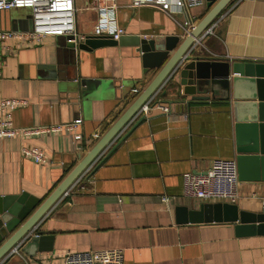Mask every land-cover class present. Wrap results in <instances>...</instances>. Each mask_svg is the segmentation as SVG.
<instances>
[{
  "label": "crops",
  "instance_id": "crops-1",
  "mask_svg": "<svg viewBox=\"0 0 264 264\" xmlns=\"http://www.w3.org/2000/svg\"><path fill=\"white\" fill-rule=\"evenodd\" d=\"M117 3L124 29L117 46L72 57L56 37L38 45L8 41L12 51L0 45V102L28 101L14 112L16 127L83 121L79 140L75 132L0 139V198L25 194L33 203L40 200L37 210L156 78L186 38L185 23L198 25L212 9L206 3L169 15L151 6L133 7L130 0ZM29 14L0 13V31ZM92 31L93 24L79 30L85 36ZM169 36L180 37V44L160 69L146 72L141 42ZM191 55L264 61V0H234ZM188 63L148 101L153 111L139 113L124 131L132 129L129 135L104 153L37 225L34 235L48 237L45 245L52 250L31 256L23 252L24 243L2 264H64L67 252L103 249L123 250L124 264H264V235L238 236L236 223H176L179 206L199 209L222 202L185 198L184 175L207 173L215 159L237 161L238 156L232 107L218 97L195 101L194 80L184 70ZM81 82L92 84L77 102L71 92L81 91ZM23 148L41 149L47 163L36 164ZM238 192L240 210L264 212V182L240 180Z\"/></svg>",
  "mask_w": 264,
  "mask_h": 264
},
{
  "label": "water",
  "instance_id": "water-1",
  "mask_svg": "<svg viewBox=\"0 0 264 264\" xmlns=\"http://www.w3.org/2000/svg\"><path fill=\"white\" fill-rule=\"evenodd\" d=\"M211 11L189 31L184 41L181 38L169 36L164 41L154 39L141 42L143 64L148 70L160 69L156 78L135 99L133 104L98 141L92 150L81 160L66 179L54 190L42 205L36 210L40 200H29L23 194L19 197L0 198V264L13 251L24 243L23 252L33 255L36 250L51 251L46 246L48 237L34 235L35 229L47 213L70 190V188L85 174L109 149L110 152L129 135L132 129L124 134L131 122L140 113L142 107L154 97L166 80L185 62L184 70L187 77L194 80L196 87L195 101H208L217 97L232 107L237 130V163L239 177L242 181L264 182V61L205 58L192 56L200 38L207 32L223 11L234 0H206ZM9 11H0V13ZM8 32H32L33 20L31 14L25 20L14 19ZM63 39L65 52L74 57L78 51H92L102 46H117L108 36L86 35L85 39L73 42V37L57 36ZM231 73L235 77H231ZM74 81V80H73ZM91 82H81L82 90L71 92L72 99L77 102L87 96ZM146 117L143 115L136 126ZM133 126V127H134ZM124 134V135H123ZM176 223H236L238 236L264 235V212L252 213L240 210L238 205L227 202L203 203L199 209H189L186 206L176 208Z\"/></svg>",
  "mask_w": 264,
  "mask_h": 264
},
{
  "label": "built area",
  "instance_id": "built-area-1",
  "mask_svg": "<svg viewBox=\"0 0 264 264\" xmlns=\"http://www.w3.org/2000/svg\"><path fill=\"white\" fill-rule=\"evenodd\" d=\"M133 7L151 6L169 15L201 8L206 0H130ZM31 9L33 20L32 32L0 31V45L7 51L12 47L8 41H16L19 46L42 44L48 37H73L75 43L85 39L78 28L77 0H0V11ZM86 10L97 14L93 23L92 35L108 36L120 41L124 29L117 20V0H86ZM189 31L195 27L187 21ZM1 76V72H0ZM138 93V91H136ZM28 104L25 99H7L0 102V139L40 135L44 133L75 132L80 129L83 121H74L49 127L18 128L14 124V112ZM164 113L170 112L167 106H158ZM153 111L147 102L140 113L149 114ZM81 139V134H76ZM22 154L31 158L36 164H46L47 158L39 148H23ZM240 184L238 163L235 159H215L207 173L190 172L184 175V197L203 202L222 201L236 204L239 199ZM169 199L163 198V201ZM264 210V201H263ZM64 264H124V251L121 249L90 250L84 252H67Z\"/></svg>",
  "mask_w": 264,
  "mask_h": 264
},
{
  "label": "rangeland",
  "instance_id": "rangeland-1",
  "mask_svg": "<svg viewBox=\"0 0 264 264\" xmlns=\"http://www.w3.org/2000/svg\"><path fill=\"white\" fill-rule=\"evenodd\" d=\"M78 12V28L80 31H86L91 28L97 18V14L91 10H86V0H77ZM19 11L31 12V9H17ZM15 10V11H17ZM31 14V13H30Z\"/></svg>",
  "mask_w": 264,
  "mask_h": 264
}]
</instances>
